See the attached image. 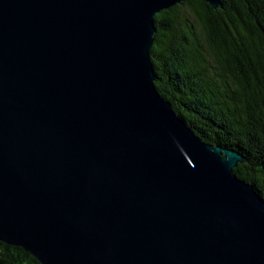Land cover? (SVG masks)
<instances>
[{"label": "water", "instance_id": "95a60500", "mask_svg": "<svg viewBox=\"0 0 264 264\" xmlns=\"http://www.w3.org/2000/svg\"><path fill=\"white\" fill-rule=\"evenodd\" d=\"M185 1L0 0V241L42 264H264L245 157L155 85V15Z\"/></svg>", "mask_w": 264, "mask_h": 264}, {"label": "trees", "instance_id": "16d2710c", "mask_svg": "<svg viewBox=\"0 0 264 264\" xmlns=\"http://www.w3.org/2000/svg\"><path fill=\"white\" fill-rule=\"evenodd\" d=\"M186 0L155 15V85L204 141L241 153L264 198V0ZM0 264H42L0 241Z\"/></svg>", "mask_w": 264, "mask_h": 264}]
</instances>
